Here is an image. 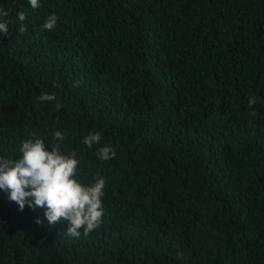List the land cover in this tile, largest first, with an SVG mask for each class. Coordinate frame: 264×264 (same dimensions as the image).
I'll use <instances>...</instances> for the list:
<instances>
[{
	"label": "trees",
	"instance_id": "16d2710c",
	"mask_svg": "<svg viewBox=\"0 0 264 264\" xmlns=\"http://www.w3.org/2000/svg\"><path fill=\"white\" fill-rule=\"evenodd\" d=\"M39 4L0 0L27 25L0 36V156L66 133L75 178L106 180L104 215L71 237L0 190V264H264V0Z\"/></svg>",
	"mask_w": 264,
	"mask_h": 264
},
{
	"label": "clouds",
	"instance_id": "9594fccd",
	"mask_svg": "<svg viewBox=\"0 0 264 264\" xmlns=\"http://www.w3.org/2000/svg\"><path fill=\"white\" fill-rule=\"evenodd\" d=\"M29 4L32 9L40 7L39 0H29ZM16 17V20H12L10 10L0 7V36L10 35L13 24L20 25V34L27 31V25L23 23L26 13L17 12ZM57 23L58 17L51 14L42 28L52 31ZM73 86L78 87L79 82H73ZM37 101L53 102L57 101V96L43 93ZM255 103L256 97L253 96L249 100V107H253ZM55 107L59 111L63 104L57 101ZM249 115L255 117L256 113L251 112ZM66 136V133L55 130L52 133V142L46 144L44 138L33 132L30 138L22 142L19 160L0 156V190L8 193L9 200L18 205L19 211H23L26 205L33 210L37 207L44 209L49 225L68 221L69 227L65 234L79 238L81 230L84 236H88L101 224L106 180L97 175L94 183L84 185L75 178L79 175L80 161L75 151L67 154L63 151ZM101 140L102 133L90 132L82 142L88 148H93L94 145H100ZM96 156L107 161L114 159L116 152L106 145L97 148ZM35 223L39 225L42 221L37 219Z\"/></svg>",
	"mask_w": 264,
	"mask_h": 264
}]
</instances>
